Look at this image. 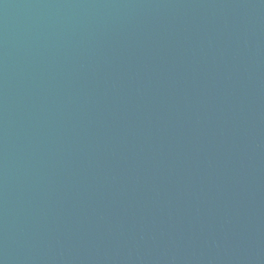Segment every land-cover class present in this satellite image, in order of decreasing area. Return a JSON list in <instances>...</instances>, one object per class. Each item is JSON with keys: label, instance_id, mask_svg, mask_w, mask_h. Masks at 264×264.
<instances>
[{"label": "water", "instance_id": "95a60500", "mask_svg": "<svg viewBox=\"0 0 264 264\" xmlns=\"http://www.w3.org/2000/svg\"><path fill=\"white\" fill-rule=\"evenodd\" d=\"M0 264H264V0H0Z\"/></svg>", "mask_w": 264, "mask_h": 264}]
</instances>
